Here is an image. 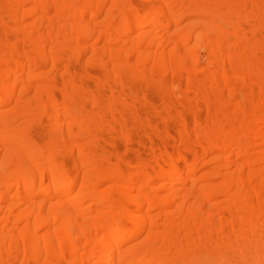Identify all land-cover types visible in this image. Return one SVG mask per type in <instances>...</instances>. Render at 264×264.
<instances>
[{
  "label": "bare ground",
  "instance_id": "bare-ground-1",
  "mask_svg": "<svg viewBox=\"0 0 264 264\" xmlns=\"http://www.w3.org/2000/svg\"><path fill=\"white\" fill-rule=\"evenodd\" d=\"M0 264H264V0H0Z\"/></svg>",
  "mask_w": 264,
  "mask_h": 264
}]
</instances>
